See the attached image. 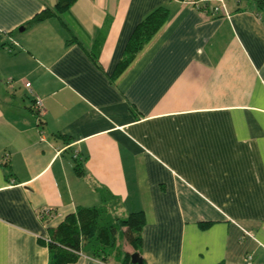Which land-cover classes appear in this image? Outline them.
<instances>
[{
	"label": "crops",
	"instance_id": "crops-1",
	"mask_svg": "<svg viewBox=\"0 0 264 264\" xmlns=\"http://www.w3.org/2000/svg\"><path fill=\"white\" fill-rule=\"evenodd\" d=\"M234 1L76 0L26 27L56 0H0V264H48L44 210L56 228L101 205L143 212L144 264H264V20ZM159 6L168 21L112 82Z\"/></svg>",
	"mask_w": 264,
	"mask_h": 264
},
{
	"label": "trees",
	"instance_id": "trees-1",
	"mask_svg": "<svg viewBox=\"0 0 264 264\" xmlns=\"http://www.w3.org/2000/svg\"><path fill=\"white\" fill-rule=\"evenodd\" d=\"M76 0H56L52 8H45L35 14L26 24L31 27L51 18L60 19L69 12ZM177 1V0H176ZM249 8L264 20V0H244ZM181 2V1H178ZM182 3V2H181ZM214 6V5H213ZM213 6L207 5V9ZM204 10V8L202 9ZM213 13V12H212ZM169 19V10L159 6L149 12L134 28L124 49L120 61L110 76L116 81L135 60L137 55L148 45ZM93 60L96 61L95 56ZM33 111V110H32ZM37 119L38 116L33 111ZM41 123V120L39 121ZM76 171L81 174L79 165ZM40 221L46 227L48 248V264H71L83 253L106 260L108 257L119 264H144L138 249L140 232L145 223L142 211L131 212L125 217H118L105 205L89 208H77L74 214L66 218L56 227H47L49 218L40 213ZM129 245L133 251H123V245ZM135 254V263L131 256Z\"/></svg>",
	"mask_w": 264,
	"mask_h": 264
},
{
	"label": "built area",
	"instance_id": "built-area-1",
	"mask_svg": "<svg viewBox=\"0 0 264 264\" xmlns=\"http://www.w3.org/2000/svg\"><path fill=\"white\" fill-rule=\"evenodd\" d=\"M177 1H181L183 4H186L187 6H190V7L196 8V9H200V10H202L203 8L207 9V5L210 2H212V3H214V6L212 7L211 11L214 14H223L224 16L227 15L225 0H177ZM24 86L31 93L30 83H25ZM33 111L38 116V118H41L43 116L44 110H43L42 102L40 99L35 98V101L33 104ZM42 215H45V216H47V218L50 219L52 217V212L49 210H44L42 212ZM41 239H43V241L46 244H47V242H49V239L47 237H43Z\"/></svg>",
	"mask_w": 264,
	"mask_h": 264
},
{
	"label": "rangeland",
	"instance_id": "rangeland-1",
	"mask_svg": "<svg viewBox=\"0 0 264 264\" xmlns=\"http://www.w3.org/2000/svg\"><path fill=\"white\" fill-rule=\"evenodd\" d=\"M234 2H235L234 0H228L227 4H228V3H229V4H231V3L234 4ZM240 4H241V5H245L246 3H245L244 0H242V1L240 2ZM213 5H214V4L212 3L211 6H213ZM225 5H226V0H225Z\"/></svg>",
	"mask_w": 264,
	"mask_h": 264
},
{
	"label": "water",
	"instance_id": "water-1",
	"mask_svg": "<svg viewBox=\"0 0 264 264\" xmlns=\"http://www.w3.org/2000/svg\"><path fill=\"white\" fill-rule=\"evenodd\" d=\"M21 29H23V28H20V30H21ZM131 259H132V262L135 263L136 255L133 254V255L131 256Z\"/></svg>",
	"mask_w": 264,
	"mask_h": 264
}]
</instances>
